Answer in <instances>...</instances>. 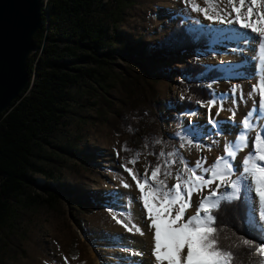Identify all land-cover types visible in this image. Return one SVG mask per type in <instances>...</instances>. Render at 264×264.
<instances>
[{
    "label": "trees",
    "instance_id": "trees-1",
    "mask_svg": "<svg viewBox=\"0 0 264 264\" xmlns=\"http://www.w3.org/2000/svg\"><path fill=\"white\" fill-rule=\"evenodd\" d=\"M130 4V0H42L43 24L33 36L34 49L27 58L32 82L0 113V224L17 211L26 185L37 174L53 176L67 158L78 155L70 141L66 148L59 143L60 133L68 130L76 114L75 107L93 105L100 121L124 135L121 157L125 163L136 160L137 152L146 153L153 157L154 168L161 149L177 152L180 136L188 139L194 133L191 125L171 134L165 130L166 104L150 81L178 73L184 99L175 104L177 113L211 98L208 84L223 75L220 66L191 61L169 69L155 64L156 59L185 50L208 48L211 33L200 26L192 29L176 16L169 31L157 40L128 38L119 24ZM114 87L123 92L122 98L112 94ZM31 200L33 196L27 201ZM75 202L82 203L79 198ZM249 209L235 201L222 204L214 213L222 230L221 242L239 245L233 249V264L259 260L250 256L239 239L252 240L254 247L264 240L250 221Z\"/></svg>",
    "mask_w": 264,
    "mask_h": 264
},
{
    "label": "rangeland",
    "instance_id": "rangeland-1",
    "mask_svg": "<svg viewBox=\"0 0 264 264\" xmlns=\"http://www.w3.org/2000/svg\"><path fill=\"white\" fill-rule=\"evenodd\" d=\"M130 1L119 24L128 38L142 36L148 43L157 40L169 31L176 22V16L190 24L192 29L200 26L223 30L210 32L212 38L208 48L185 50L176 56L156 59L155 64L169 69L191 61L220 66L224 70L223 75L209 82L212 93L220 95L226 91L225 103L230 107L226 106L224 110L227 116H231L228 110L232 107L230 89L234 84L240 85L245 98L240 101L237 94L235 120L243 119L245 112L254 105V100L258 102V95L248 97L254 79L250 74L236 71L242 66L229 69L248 54L242 40L223 38L225 34L234 35L235 32L230 30H235L236 25L209 24L203 14L192 12L190 5L186 8L184 0ZM194 2L200 7H207L205 0ZM226 5L227 0H220V7ZM196 19H199V25L195 24ZM178 79V73L172 72L150 81L157 97L166 104L162 114L165 130L171 134L183 126H193L194 133L188 137L193 140V145L186 144L185 148H180V144L186 141L177 144L179 156L172 166L173 174L183 167L179 162L181 156L190 166H194L201 157H206L205 167L210 166L223 154L224 142L233 140L231 138L235 134L234 128L228 137L229 129L223 120L225 116L220 112L217 117L213 107L211 115L224 122L222 135H216L214 129L208 135L211 125L207 123V105L200 107L196 102L190 109L177 113L175 104L183 96ZM111 92L116 98L124 96L117 87L112 88ZM75 109L76 114L68 130L60 133L59 143L66 148L70 141L78 155L67 158L59 173L55 172L53 176L39 173L33 183L26 185L22 201L17 203V211L0 224V264H133V261L135 264H154L151 256L152 230L138 200L140 193L132 176L122 167L124 165L142 177L147 166L150 176L153 157L140 153L135 164L123 162L121 145L124 135L116 133L107 122L100 121L93 105ZM192 112L197 115H190ZM196 144L205 147L197 149ZM209 145L211 151L208 150ZM247 151L239 153L235 162L238 169ZM123 183L130 187L125 188ZM167 183L171 186L176 180L169 178ZM203 194L206 195L207 191ZM29 196H33L34 200L27 201ZM78 198L82 203L75 202ZM198 203L199 195H193L187 216L194 214ZM129 210L130 218L127 215ZM248 213L252 224L259 228L251 209ZM118 219L123 224L118 223ZM133 222L142 228L144 235L136 234L134 228L132 231L126 229L124 225L131 228ZM260 233L264 235V230L260 229ZM137 252H142L143 256L136 255Z\"/></svg>",
    "mask_w": 264,
    "mask_h": 264
},
{
    "label": "snow or ice",
    "instance_id": "snow-or-ice-1",
    "mask_svg": "<svg viewBox=\"0 0 264 264\" xmlns=\"http://www.w3.org/2000/svg\"><path fill=\"white\" fill-rule=\"evenodd\" d=\"M184 3L186 8L190 5L192 12L203 14L209 24H234L238 25V29L245 30L244 33L238 29L230 30L235 34H225L224 39L257 44V54L253 57L258 61L255 73L257 83L252 86L248 97L255 98L258 95V102L254 100L253 108L237 125V94L240 101L245 97L240 85H232V107L228 109L232 115L229 120L239 131L233 140L225 142L223 154L208 167H205L206 157H201L194 166H190L181 156L179 162L183 167L173 174L171 169L177 163L179 153L165 152L163 149L157 155L158 163L151 168L150 176L147 166L142 177L126 166L122 167L132 176L140 193L138 200L149 221L148 227L152 230L151 256L154 264H233L236 258L233 249L239 245H224L221 242L222 230L217 226L218 217L214 214L222 204L242 201L251 209L252 216L257 218L259 228L264 230V0H227L224 7L219 6L220 0H205L206 8L200 7L194 0H184ZM195 24H200L199 19L195 20ZM208 88L211 89L212 84ZM225 99L224 94L212 93L207 102L197 101L200 107H208L207 123L211 125L208 135L212 134V129L216 135L223 134L224 122L213 117L211 110L219 102L220 107L216 111L218 117L224 110ZM190 115L197 113L192 112ZM253 132L254 138L251 136ZM180 139L186 141L180 144V148H185L186 144L193 145L192 139H186L183 135ZM155 143L160 144L161 141L156 140ZM195 147L200 149L205 146L196 144ZM207 147L211 151V146ZM245 150L248 151L238 169L236 159ZM136 155L138 157L139 153ZM129 162L135 164L136 160ZM169 178H174L176 183L169 186ZM123 186L130 187L127 183H123ZM205 191L206 195L203 194ZM193 195H199V203L194 214L187 216V211L192 207ZM127 215L130 218V210ZM117 222L123 224L122 220L118 219ZM124 226L128 231L134 228L136 234L144 235L142 228L134 222L131 228ZM239 239L242 245L247 246L250 256L256 255L259 258L258 262L250 264H264V240L254 247L252 240L246 237ZM135 254L143 256L142 252Z\"/></svg>",
    "mask_w": 264,
    "mask_h": 264
},
{
    "label": "water",
    "instance_id": "water-1",
    "mask_svg": "<svg viewBox=\"0 0 264 264\" xmlns=\"http://www.w3.org/2000/svg\"><path fill=\"white\" fill-rule=\"evenodd\" d=\"M41 4L42 0H0V113L32 82L27 58L43 24Z\"/></svg>",
    "mask_w": 264,
    "mask_h": 264
},
{
    "label": "bare ground",
    "instance_id": "bare-ground-1",
    "mask_svg": "<svg viewBox=\"0 0 264 264\" xmlns=\"http://www.w3.org/2000/svg\"><path fill=\"white\" fill-rule=\"evenodd\" d=\"M238 29V25H236L235 26V30H237ZM238 31L240 32V33H244V31L245 30H243V29H238ZM245 46H247L246 48H247V53L248 54H246L247 56L246 57H244V58H241V60L238 62L239 64H233L232 66H231V68L229 67V69H231V70H234L235 68H237L238 67V65H240V66H242V67H240L239 69H236V71L237 72H239L240 74H250V75H252L253 76V79H254V81H253V84H251V88H252V86L254 85V84H256L257 83V79L255 78V73H256V71H257V64H258V61L257 60H255L253 57L257 54V44L255 43V42H252V43H249V44H246ZM222 94H226V91H223V93ZM226 99L224 100V107H230V106H228V105H226ZM220 107V104H219V102L213 107L214 108V110L215 111H217V109ZM253 108V105H251L250 107H249V110H251ZM223 114H224V116H225V118L223 119L225 122H226V125H227V127H228V129H229V136L228 137H230V131H233L234 130V128H235V134L232 136V138L231 139H234L235 138V136H236V134H237V132L239 131V128L238 127H234L233 126V124H232V121H230L229 120V117H230V115H228L227 116V112H225V110H223V111H221ZM248 111H246L245 112V115H246V113H247ZM242 120V118L239 120V121H236V124L238 125L239 124V122ZM254 135H255V132H253L252 134H251V136H252V138H254ZM230 139V138H229ZM224 144H225V142H224ZM223 150H224V148H223ZM223 152V151H222Z\"/></svg>",
    "mask_w": 264,
    "mask_h": 264
}]
</instances>
